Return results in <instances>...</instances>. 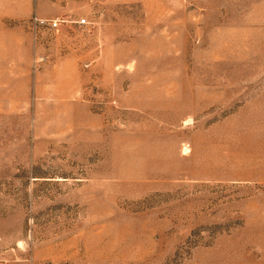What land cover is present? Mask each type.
<instances>
[{
    "label": "rangeland",
    "instance_id": "1",
    "mask_svg": "<svg viewBox=\"0 0 264 264\" xmlns=\"http://www.w3.org/2000/svg\"><path fill=\"white\" fill-rule=\"evenodd\" d=\"M0 264H264V0H0Z\"/></svg>",
    "mask_w": 264,
    "mask_h": 264
},
{
    "label": "built area",
    "instance_id": "2",
    "mask_svg": "<svg viewBox=\"0 0 264 264\" xmlns=\"http://www.w3.org/2000/svg\"><path fill=\"white\" fill-rule=\"evenodd\" d=\"M40 24L46 23L47 26L50 29H54L57 27V21L56 20H47V21H43V20H39ZM78 25H84L86 23L85 19H80L77 21Z\"/></svg>",
    "mask_w": 264,
    "mask_h": 264
}]
</instances>
